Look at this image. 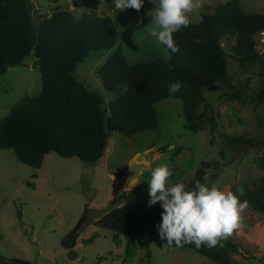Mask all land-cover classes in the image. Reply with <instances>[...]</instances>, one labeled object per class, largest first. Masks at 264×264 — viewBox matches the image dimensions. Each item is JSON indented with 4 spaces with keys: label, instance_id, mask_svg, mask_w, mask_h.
I'll return each instance as SVG.
<instances>
[{
    "label": "rangeland",
    "instance_id": "rangeland-1",
    "mask_svg": "<svg viewBox=\"0 0 264 264\" xmlns=\"http://www.w3.org/2000/svg\"><path fill=\"white\" fill-rule=\"evenodd\" d=\"M30 1L34 16L55 6L48 0ZM224 1L200 0L201 6L185 15L190 22H198L202 14L212 13L216 4ZM239 1L247 11L264 12V0ZM57 4L75 15L93 10L109 16L116 26V45L89 51L75 67V75L102 94L104 106L120 92L104 91L95 73L116 48L122 50L130 66L166 58L160 50L163 46L158 47L148 34L154 9L149 0L139 10L116 9L114 0H60ZM220 42L227 54L228 86L204 90L209 106L198 108L205 117H213L216 125L212 129L205 118L202 128H185L181 100L167 97L154 104L157 130L131 136L109 134L103 157L94 163L49 152L35 169L18 162L11 149H0V255L29 264H215L180 244H169L152 225L131 239L120 236L115 244L106 230L92 223L78 235L73 259L60 243L84 209L99 208L113 198H123L120 206L148 203L150 171L160 165L168 167V180L173 184L189 181L201 162L217 161L209 187L236 196L244 186L253 188L260 181L257 159L264 154V103L255 97L260 76L245 72L229 57L233 39L223 37ZM40 91V71L32 52L0 75V117L7 116L17 101ZM236 91L243 93L244 101L234 97ZM225 135H245L253 143L227 146ZM128 183L130 191L122 193ZM223 239L239 246L237 253H231L233 264H264V214L250 205L240 213L239 227Z\"/></svg>",
    "mask_w": 264,
    "mask_h": 264
},
{
    "label": "trees",
    "instance_id": "trees-1",
    "mask_svg": "<svg viewBox=\"0 0 264 264\" xmlns=\"http://www.w3.org/2000/svg\"><path fill=\"white\" fill-rule=\"evenodd\" d=\"M48 1L55 6L34 16L30 0H0V75L7 66L21 64L33 52L41 78L39 94L17 101L7 116L0 117V149H11L20 163L38 169L49 152L97 162L104 155L109 134L120 132L131 136L144 130H157L154 104L167 97L181 100L185 128L194 131L202 128L205 118L212 129L216 125L213 117H205L198 108L201 104L209 106L203 94L207 87L228 86L227 54L220 42L223 37L233 39L229 57L245 72L254 71L260 76L255 97L264 103V61L254 49V34L264 29V12L247 11L239 0L218 3L212 13H204L198 22H189L173 32L178 50L168 49L167 59L130 66L122 50L116 48L95 73L104 91L120 92L106 106L102 94L75 75V67L89 51L116 45L113 20L93 10L75 15L63 10L57 4L60 0ZM178 81L182 85L180 90L170 93L169 85ZM233 94L240 101L245 100L242 92ZM225 142L227 146H243L251 145L253 139L225 135ZM257 164L262 171L260 181L253 188L244 186L238 198L264 214V154ZM217 166L214 160L201 162L189 181L173 184L184 183L191 190L196 181L204 182L205 173L212 177ZM161 211L160 204L142 201L120 206L93 225L106 230L118 244L120 236L131 239L148 225L156 228ZM87 212L84 209L74 228L64 235L61 248H74L77 229ZM180 245L215 264H233L231 253L239 251L238 244L224 239H218L212 248L204 244L197 248L190 242Z\"/></svg>",
    "mask_w": 264,
    "mask_h": 264
},
{
    "label": "clouds",
    "instance_id": "clouds-1",
    "mask_svg": "<svg viewBox=\"0 0 264 264\" xmlns=\"http://www.w3.org/2000/svg\"><path fill=\"white\" fill-rule=\"evenodd\" d=\"M145 0H114L116 9L133 8L139 10ZM154 5L151 17L152 27L148 30L150 37L167 58L176 52L172 33L189 24L186 12L199 8L200 0H149ZM181 82L169 85V92L175 93L181 88ZM171 173L166 165L152 168L148 183L149 205L160 203L161 220L156 225L161 239L169 244L175 242L194 243L197 248L204 244L215 247L218 239L227 238L239 227L240 213L247 207V201H240L232 192H224L217 187H209L208 174L204 182H195L193 189L184 183H169ZM130 179V177H129ZM129 183L121 192H129Z\"/></svg>",
    "mask_w": 264,
    "mask_h": 264
},
{
    "label": "water",
    "instance_id": "water-1",
    "mask_svg": "<svg viewBox=\"0 0 264 264\" xmlns=\"http://www.w3.org/2000/svg\"><path fill=\"white\" fill-rule=\"evenodd\" d=\"M51 13L49 14V16ZM218 85H213L207 87V89H217ZM123 198H113L109 200L104 206H101L99 208H91L88 209V212L86 216L84 217L82 223L80 224L79 228L77 229V234H81L83 230L90 224H92L94 221L101 219L103 216L111 212L112 210L120 207V204L122 203ZM67 257L70 259H73L75 257V250L73 248H70L67 250ZM0 261H3L6 264H25L23 262L17 261L12 258H6L0 255Z\"/></svg>",
    "mask_w": 264,
    "mask_h": 264
},
{
    "label": "built area",
    "instance_id": "built-area-1",
    "mask_svg": "<svg viewBox=\"0 0 264 264\" xmlns=\"http://www.w3.org/2000/svg\"><path fill=\"white\" fill-rule=\"evenodd\" d=\"M254 49L264 61V29H260L254 34Z\"/></svg>",
    "mask_w": 264,
    "mask_h": 264
}]
</instances>
